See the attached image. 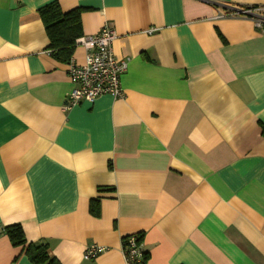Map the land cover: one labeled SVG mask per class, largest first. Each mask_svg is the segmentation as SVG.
Masks as SVG:
<instances>
[{
	"label": "crops",
	"instance_id": "obj_1",
	"mask_svg": "<svg viewBox=\"0 0 264 264\" xmlns=\"http://www.w3.org/2000/svg\"><path fill=\"white\" fill-rule=\"evenodd\" d=\"M54 1L82 36L114 31L122 98L64 109L68 63L38 15ZM249 6L264 0H0V264H32L14 224L59 264H126L129 235L144 264H264V32L223 16Z\"/></svg>",
	"mask_w": 264,
	"mask_h": 264
},
{
	"label": "built area",
	"instance_id": "obj_2",
	"mask_svg": "<svg viewBox=\"0 0 264 264\" xmlns=\"http://www.w3.org/2000/svg\"><path fill=\"white\" fill-rule=\"evenodd\" d=\"M223 16L244 17L253 21L256 28L264 32V6L233 9ZM116 35L105 25L95 35L82 36L76 45L85 50L82 65L72 60L68 64L67 74L74 85L68 94L64 109L68 110L82 102L93 103L97 98L109 95L115 99L124 96L120 77L126 71L128 61L118 60L112 51V42ZM122 250L126 264H144L145 251L138 235H129L122 240ZM104 248L90 245L86 248L84 259L97 257Z\"/></svg>",
	"mask_w": 264,
	"mask_h": 264
},
{
	"label": "trees",
	"instance_id": "obj_3",
	"mask_svg": "<svg viewBox=\"0 0 264 264\" xmlns=\"http://www.w3.org/2000/svg\"><path fill=\"white\" fill-rule=\"evenodd\" d=\"M80 9L63 12L57 2H51L38 10L49 41L48 49L52 57L61 63H70L76 40L82 37ZM89 211L98 215L97 202H90ZM4 233L13 247H21L24 255L32 264H59L48 255L46 244L27 243L19 224L6 227ZM140 239V237H139ZM146 258V253H145Z\"/></svg>",
	"mask_w": 264,
	"mask_h": 264
}]
</instances>
